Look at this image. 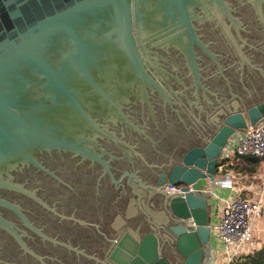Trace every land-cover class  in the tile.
I'll use <instances>...</instances> for the list:
<instances>
[{
    "label": "water",
    "instance_id": "1",
    "mask_svg": "<svg viewBox=\"0 0 264 264\" xmlns=\"http://www.w3.org/2000/svg\"><path fill=\"white\" fill-rule=\"evenodd\" d=\"M222 9L225 0H0V188L23 191L9 173L38 165L42 152L94 157L98 138L116 139L109 123L132 126L124 105L139 87L142 100L149 99L147 85L172 107L177 92L167 95L149 73L157 65L153 48L172 47L195 63L194 45L202 44L193 21H218ZM204 102L203 123L194 130L200 143L156 181L168 225L139 238L127 229L111 264H172L163 252L170 239L178 264H205L211 194L223 182L219 163L232 134L264 123V100L249 107L233 95ZM126 182L134 189L140 180L129 172Z\"/></svg>",
    "mask_w": 264,
    "mask_h": 264
},
{
    "label": "flooded vegetation",
    "instance_id": "2",
    "mask_svg": "<svg viewBox=\"0 0 264 264\" xmlns=\"http://www.w3.org/2000/svg\"><path fill=\"white\" fill-rule=\"evenodd\" d=\"M225 1L228 10L218 21H193L202 46L194 45L192 67L172 47L153 48L157 65L149 73L167 95L177 92L170 95L172 107L147 85L149 99L142 100L139 87L124 105L132 126L109 123L116 139L98 138L94 157L42 152L38 165L10 171L23 191L0 188L7 203H0V264H111L112 248L127 229L139 238L168 225L156 181L200 143L194 130L203 123L204 98L233 95L247 107L264 100V0ZM129 172L140 180L134 189L126 182ZM172 246L170 239L163 252L178 264Z\"/></svg>",
    "mask_w": 264,
    "mask_h": 264
},
{
    "label": "built area",
    "instance_id": "3",
    "mask_svg": "<svg viewBox=\"0 0 264 264\" xmlns=\"http://www.w3.org/2000/svg\"><path fill=\"white\" fill-rule=\"evenodd\" d=\"M225 149L232 155L256 157L264 162V123L258 126L249 125L242 131H237L232 138H229ZM228 151L226 154L224 152V159ZM219 169L223 167L219 165ZM221 179L223 182L219 186L233 189L228 173H225ZM182 187L183 185H177V193L182 191ZM188 188L190 192L193 191L191 186ZM263 194L264 182L260 195L254 201L238 193L218 199L221 203L217 210L218 218L210 221V230L211 236L221 248L220 264H230L237 256L248 252L249 244L253 240L255 225L259 218L264 216Z\"/></svg>",
    "mask_w": 264,
    "mask_h": 264
},
{
    "label": "crops",
    "instance_id": "4",
    "mask_svg": "<svg viewBox=\"0 0 264 264\" xmlns=\"http://www.w3.org/2000/svg\"><path fill=\"white\" fill-rule=\"evenodd\" d=\"M236 133V132H235ZM234 133V134H235ZM231 135L232 136L234 135ZM228 151L227 149H225ZM226 151L225 154L227 153ZM228 151L227 160H229L230 168L225 169L224 172L222 169L218 170L217 176L219 178H223L225 173L230 175L233 189L221 187L219 185L215 186L213 189V193L211 194L214 198L212 199L210 215L211 222L218 218L217 216V202L220 197L230 196L232 194L238 193L243 197L250 199L252 201L256 200L260 195V192L263 188L264 182V162L260 161V166L257 172L250 173H241L237 171V167H241L240 165H245L243 163V159L241 157L232 155ZM225 157V159H226ZM263 203H264V194H263ZM264 205V204H263ZM216 213V214H215ZM215 214V215H214ZM264 246V216L259 218V221L255 225V231L253 234V240L249 244L248 252L258 249ZM210 253L205 261V264H220L222 253L219 243L211 236V245H210Z\"/></svg>",
    "mask_w": 264,
    "mask_h": 264
},
{
    "label": "trees",
    "instance_id": "5",
    "mask_svg": "<svg viewBox=\"0 0 264 264\" xmlns=\"http://www.w3.org/2000/svg\"><path fill=\"white\" fill-rule=\"evenodd\" d=\"M241 158L243 159V163H245V165L243 164L240 165L241 167H237L238 172L247 174L258 171L261 161L260 159L251 156H242ZM219 164L223 167V172L225 169L230 168L229 160L227 159L222 160ZM230 264H264V246L253 251L240 254Z\"/></svg>",
    "mask_w": 264,
    "mask_h": 264
},
{
    "label": "rangeland",
    "instance_id": "6",
    "mask_svg": "<svg viewBox=\"0 0 264 264\" xmlns=\"http://www.w3.org/2000/svg\"><path fill=\"white\" fill-rule=\"evenodd\" d=\"M223 170V169H222ZM220 205H221V203H220V200H218V202H217V210H219V207H220ZM259 221V220H258ZM257 221V222H258ZM248 251V250H247Z\"/></svg>",
    "mask_w": 264,
    "mask_h": 264
}]
</instances>
